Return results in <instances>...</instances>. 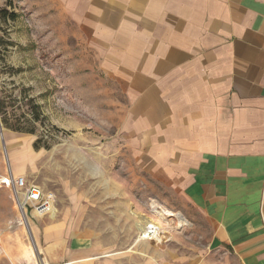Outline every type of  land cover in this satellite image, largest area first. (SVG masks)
I'll use <instances>...</instances> for the list:
<instances>
[{"label": "crops", "instance_id": "obj_1", "mask_svg": "<svg viewBox=\"0 0 264 264\" xmlns=\"http://www.w3.org/2000/svg\"><path fill=\"white\" fill-rule=\"evenodd\" d=\"M56 2L126 94L133 160L211 234L206 255L118 256L90 230L32 216L42 252L29 264H264V0Z\"/></svg>", "mask_w": 264, "mask_h": 264}, {"label": "rangeland", "instance_id": "obj_2", "mask_svg": "<svg viewBox=\"0 0 264 264\" xmlns=\"http://www.w3.org/2000/svg\"><path fill=\"white\" fill-rule=\"evenodd\" d=\"M0 100V264H29L26 254L42 252L34 214L29 227L20 224L12 175L56 193V211L38 220L90 230L105 251L206 255L208 222L133 160L120 130L126 94L56 0H0ZM154 203L190 226L159 217ZM149 223L162 226L161 236L142 239Z\"/></svg>", "mask_w": 264, "mask_h": 264}, {"label": "built area", "instance_id": "obj_3", "mask_svg": "<svg viewBox=\"0 0 264 264\" xmlns=\"http://www.w3.org/2000/svg\"><path fill=\"white\" fill-rule=\"evenodd\" d=\"M7 183L11 187L13 199L22 220L29 218V211L31 214L35 213L37 215L35 217L39 218L48 216L54 211L57 201L56 193L44 191L39 185L29 183L23 176L14 177L12 175ZM161 234L162 229L158 224L149 223L146 233L141 235L144 239H152L161 236Z\"/></svg>", "mask_w": 264, "mask_h": 264}, {"label": "bare ground", "instance_id": "obj_4", "mask_svg": "<svg viewBox=\"0 0 264 264\" xmlns=\"http://www.w3.org/2000/svg\"><path fill=\"white\" fill-rule=\"evenodd\" d=\"M14 177H17L16 175H13ZM7 181H9V178L6 179ZM155 204V213L161 217V218H166V217H176L178 222H179V227L182 228L184 226H190V223L188 222V220L183 216L181 215L180 213H173L171 211H168L167 209H165L164 207L160 206L159 204L157 203H154ZM56 211V208L54 209V211L48 215L49 217L52 216V214ZM34 216H37L35 213H34ZM24 220H22V217H21V221H20V224H23L26 228L29 227V218L27 217L26 219L23 218ZM26 221V222H24ZM148 225V224H147ZM147 225L145 226L144 230L141 232V234L143 233H146V228H147ZM159 225V224H158ZM159 227L162 229V226L159 225ZM143 239V238H142ZM140 241V240H139ZM38 261V260H37Z\"/></svg>", "mask_w": 264, "mask_h": 264}, {"label": "trees", "instance_id": "obj_5", "mask_svg": "<svg viewBox=\"0 0 264 264\" xmlns=\"http://www.w3.org/2000/svg\"><path fill=\"white\" fill-rule=\"evenodd\" d=\"M0 114L1 115H3V114H7V112H6V106H5V103L2 101V100H0ZM4 124L5 125H9L8 124V122H7V120L4 118ZM15 131H20V132H22V129L21 128H14V127H12Z\"/></svg>", "mask_w": 264, "mask_h": 264}]
</instances>
